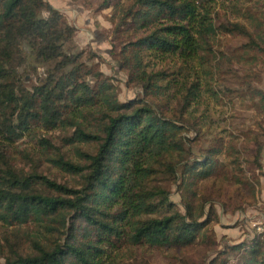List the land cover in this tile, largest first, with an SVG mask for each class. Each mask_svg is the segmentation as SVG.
<instances>
[{
    "label": "trees",
    "instance_id": "16d2710c",
    "mask_svg": "<svg viewBox=\"0 0 264 264\" xmlns=\"http://www.w3.org/2000/svg\"><path fill=\"white\" fill-rule=\"evenodd\" d=\"M74 34L46 0H0V223L39 227L24 242L5 240L4 264H136L128 262L133 248L199 245L212 255L203 264H229L232 255L235 264H264V232L217 247L210 229L217 219L213 195L224 209L228 204L218 185H211L209 196L199 183L224 175L253 197L258 175L227 176L217 158L221 138L200 146L204 131L190 109L202 81L215 84L228 100H247L264 117L260 72L235 67L239 61L260 68L264 63V0H128L114 22L112 36L121 46L113 57L142 97L124 102L112 77L87 63L89 50L67 46ZM219 35L244 42L232 53L214 50ZM144 56L201 65L202 80L198 75L188 87L179 84L184 98L173 113L156 98L176 86V78L167 69L147 72ZM30 72L37 80L26 86ZM261 121L242 131L241 147L230 149L236 165L247 153L246 162L259 172ZM36 125L63 131L60 146L42 141L53 149L52 162L75 174L77 184L16 166L9 148ZM193 146L197 156L188 149ZM162 180L176 184L178 203Z\"/></svg>",
    "mask_w": 264,
    "mask_h": 264
},
{
    "label": "rangeland",
    "instance_id": "374dc122",
    "mask_svg": "<svg viewBox=\"0 0 264 264\" xmlns=\"http://www.w3.org/2000/svg\"><path fill=\"white\" fill-rule=\"evenodd\" d=\"M53 7L57 8L64 16L66 21L75 28L74 38L71 44L67 45L71 50H85L90 51L93 55L88 64H96L98 69L105 75L112 77L114 84L117 86L118 99L121 102L133 98L142 97V89L139 86H134L128 83L127 71L120 68L114 54L120 50V43L114 40L112 31L114 22L116 21L120 9L128 3V0H107L111 5L103 7L101 3L105 0H46ZM244 39L234 38L225 35H219L214 42V50L221 49L226 53H232ZM242 51H238L240 54ZM94 53V54H93ZM96 54V55H95ZM91 55V54H90ZM114 56V57H113ZM117 58V57H116ZM144 68L146 71L167 69L173 75L169 78H176L173 83L176 84L167 94L158 96L156 102L168 111L176 108L178 99H183L184 93H178L179 84L190 86V83L196 76L200 75L199 79L202 80L204 71L198 62L182 63L172 59L160 60L157 58L144 56ZM240 70L260 72V80L258 86L264 90V63L260 67H249L244 62L239 61L236 66ZM227 68V65H226ZM43 69L38 68V77H42ZM37 76V75H36ZM32 72L25 76L23 83L30 86L37 80ZM176 87V88H175ZM214 89V94L211 89ZM197 100L193 99L190 105L191 114L198 119V124L204 131V138H200V146H208L213 136L220 137L222 143V152L218 154L217 158L221 163L226 165L225 172L227 176L232 178V175L240 174L250 176L256 173L257 180L255 181V193L253 197H249V191L237 190L236 183L232 178L231 181L224 179V175L214 178L213 181L207 179L199 184L200 192L206 193L210 196L211 185H218L222 191L219 195L222 199L227 201V208L224 209L217 201V195L214 201V210L216 218L210 229L214 232L217 241V247L222 250L225 245H231L239 241L253 238L256 234L264 232V149L261 153V169L260 172L254 166L248 164L246 159L247 153H243L241 165H236L233 159L231 148L242 146V131L256 129V123L261 121L262 129L264 132V117L262 118L252 107L247 106V100L233 98L228 100L215 84L204 85L201 81L199 89L196 90ZM216 92V96H215ZM153 99V97L151 98ZM154 100V99H153ZM264 116V115H263ZM63 131L60 129L47 130L39 125L33 126L29 131L19 138L9 148L11 155L16 158L15 164L18 168L26 171H37L51 180L59 183L72 186L77 184L79 178L75 174L59 169L52 158H54L53 149L49 144H45L42 138H49L52 143L60 146L61 135ZM264 139V135L260 136ZM188 149L192 150L194 156L199 154L198 147L193 146ZM64 152L72 151L73 149L61 147ZM234 162V163H232ZM241 166V167H240ZM242 168V172H240ZM246 173V174H243ZM242 174V175H241ZM252 177V176H251ZM158 183L168 188L169 199L178 203L180 201V191L177 189L176 184L171 181L162 180ZM223 193V194H222ZM232 198L228 200L227 196ZM238 197H242L239 199ZM235 202L237 203L236 205ZM240 205V206H239ZM242 207V210H237L235 207ZM39 227L35 224L29 223L26 225H7L0 223V264H4V255L7 239H14L17 242L25 241L26 234H37ZM205 247V246H204ZM203 246H192L190 248H133L130 253L128 262L136 264H203L209 261L212 257L211 253L203 254ZM124 251V250H123ZM122 251V252H123ZM127 254H123L125 257ZM236 260L230 257L229 264H235Z\"/></svg>",
    "mask_w": 264,
    "mask_h": 264
},
{
    "label": "crops",
    "instance_id": "0c3cea01",
    "mask_svg": "<svg viewBox=\"0 0 264 264\" xmlns=\"http://www.w3.org/2000/svg\"><path fill=\"white\" fill-rule=\"evenodd\" d=\"M262 184L264 185V182L263 181H262ZM261 196H262V198H264V192H262V195Z\"/></svg>",
    "mask_w": 264,
    "mask_h": 264
}]
</instances>
